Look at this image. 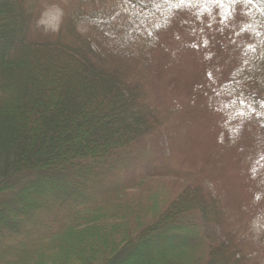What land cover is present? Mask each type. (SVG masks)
<instances>
[{
  "label": "trees",
  "instance_id": "1",
  "mask_svg": "<svg viewBox=\"0 0 264 264\" xmlns=\"http://www.w3.org/2000/svg\"><path fill=\"white\" fill-rule=\"evenodd\" d=\"M104 1L47 30L45 0H0V264H264L188 126L210 90L264 215V0ZM195 27L210 41L178 77L166 43Z\"/></svg>",
  "mask_w": 264,
  "mask_h": 264
},
{
  "label": "rangeland",
  "instance_id": "2",
  "mask_svg": "<svg viewBox=\"0 0 264 264\" xmlns=\"http://www.w3.org/2000/svg\"><path fill=\"white\" fill-rule=\"evenodd\" d=\"M28 1L32 4L33 0ZM68 1L52 0V2H48V0H45L44 4L46 5L42 8V17L39 20L40 25L47 30L57 29L63 15V9ZM112 1L114 0H105L103 4L110 5ZM128 13L131 14V12ZM193 31L185 34L182 38L174 40L172 43H169V41L166 43L168 47H171L177 59L178 65L175 71L178 77H191L190 72L193 71L196 56L206 50L207 42L210 41L205 35L206 31L204 28L198 29L195 27ZM201 31H203V34H201ZM190 98L193 117L192 115L190 116L192 118L190 120L191 123L188 124L190 127L189 132L200 143L201 148L202 146L203 148L209 147L210 150L218 152V156L223 157L226 165L227 183L225 182V184H238L237 188L231 187V191L244 198L248 206V210L245 212V219L249 225V231H252L256 238L262 241L264 238V215L259 213L260 206L255 207L254 211L250 210L254 203L249 195L250 188L244 184V180L247 179L246 165L237 160L238 157L233 144L220 141L218 138V132L223 128V124L220 112L212 107L214 104L212 93L210 90L205 91L201 87H196L190 94ZM213 139L214 143L212 142Z\"/></svg>",
  "mask_w": 264,
  "mask_h": 264
},
{
  "label": "snow or ice",
  "instance_id": "3",
  "mask_svg": "<svg viewBox=\"0 0 264 264\" xmlns=\"http://www.w3.org/2000/svg\"><path fill=\"white\" fill-rule=\"evenodd\" d=\"M249 2H251V0H249Z\"/></svg>",
  "mask_w": 264,
  "mask_h": 264
}]
</instances>
